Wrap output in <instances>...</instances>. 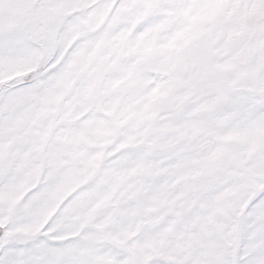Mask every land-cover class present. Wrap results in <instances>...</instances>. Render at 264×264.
I'll list each match as a JSON object with an SVG mask.
<instances>
[{
  "label": "snow or ice",
  "instance_id": "6c2138e0",
  "mask_svg": "<svg viewBox=\"0 0 264 264\" xmlns=\"http://www.w3.org/2000/svg\"><path fill=\"white\" fill-rule=\"evenodd\" d=\"M0 264H264V0H0Z\"/></svg>",
  "mask_w": 264,
  "mask_h": 264
}]
</instances>
